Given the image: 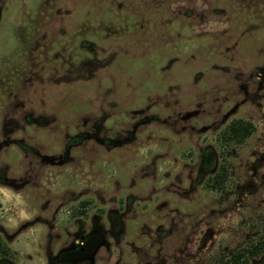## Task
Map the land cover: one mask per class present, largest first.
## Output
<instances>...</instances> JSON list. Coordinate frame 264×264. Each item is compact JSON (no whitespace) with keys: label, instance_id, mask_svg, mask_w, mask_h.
<instances>
[{"label":"rangeland","instance_id":"374dc122","mask_svg":"<svg viewBox=\"0 0 264 264\" xmlns=\"http://www.w3.org/2000/svg\"><path fill=\"white\" fill-rule=\"evenodd\" d=\"M263 244L264 0H0V264Z\"/></svg>","mask_w":264,"mask_h":264},{"label":"trees","instance_id":"16d2710c","mask_svg":"<svg viewBox=\"0 0 264 264\" xmlns=\"http://www.w3.org/2000/svg\"><path fill=\"white\" fill-rule=\"evenodd\" d=\"M251 133V126L249 124L243 125L240 122L237 124H233L232 125V129H231V140L235 141V142H240L241 140H243L246 136H248ZM264 251V244L261 245L260 248L256 249L255 251H253L251 254H257L259 252ZM241 259V257L235 258L233 260L234 264H239V260Z\"/></svg>","mask_w":264,"mask_h":264},{"label":"flooded vegetation","instance_id":"af4514ba","mask_svg":"<svg viewBox=\"0 0 264 264\" xmlns=\"http://www.w3.org/2000/svg\"><path fill=\"white\" fill-rule=\"evenodd\" d=\"M85 246V245H84ZM80 251H84L85 250V247H81L79 248Z\"/></svg>","mask_w":264,"mask_h":264},{"label":"clouds","instance_id":"9594fccd","mask_svg":"<svg viewBox=\"0 0 264 264\" xmlns=\"http://www.w3.org/2000/svg\"><path fill=\"white\" fill-rule=\"evenodd\" d=\"M26 214L25 213H21V216L24 217Z\"/></svg>","mask_w":264,"mask_h":264}]
</instances>
